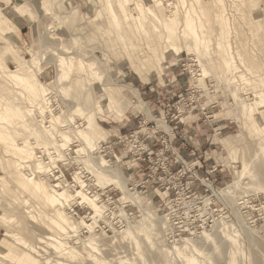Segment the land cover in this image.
<instances>
[{
	"label": "rangeland",
	"instance_id": "1",
	"mask_svg": "<svg viewBox=\"0 0 264 264\" xmlns=\"http://www.w3.org/2000/svg\"><path fill=\"white\" fill-rule=\"evenodd\" d=\"M47 1L42 6V0H0L2 8L7 3L9 9L15 6L26 9L16 15L18 24H13L7 13H2L1 18L12 32H2L0 38H5V44L10 43L23 58L29 59L32 53L38 57L40 68L35 71L36 77L48 90L46 96L51 109L58 115L64 114L63 119L77 105L84 113L93 105H101L95 118L104 132V139L98 140L97 152L89 154L95 160L98 155L104 157L115 174V183L95 188L92 182L95 176L86 165L79 162L71 167L59 164L67 182L73 180L75 172H82L80 176H85L83 179L91 185L88 187L92 193L100 196L101 223L93 225L91 232L97 239L96 256L109 264H181L183 259L170 247L184 249L183 254L194 247L199 251L194 253L198 263L228 264L229 246L222 238L223 228L237 239L240 247L235 256L237 264H264V209L261 208L264 206V131L256 135L262 137V141L248 135L249 125L242 121L245 112H240L241 101L230 92L237 86L238 97L245 103L252 101L251 93L245 94L241 89L245 84L235 80L224 82L223 77H218L220 70L211 50L196 57L192 51L181 49L178 55L175 52L168 55L160 69L147 65L149 55L143 40L133 35L126 45L122 44L114 28L103 24L105 14L97 15L104 0ZM161 1V12L165 16L170 15L174 6L180 9L173 10L178 17L175 20L182 17L184 5L188 8L190 2L185 0L182 5L178 0ZM240 1L239 11H234L229 7L230 0H224L231 26L228 39L237 33L241 54L248 63L254 62L251 51L257 53L264 83V2ZM255 3L257 5L252 8ZM193 4L194 10L199 8ZM202 5L204 15L196 9L192 17L195 19L196 12L200 21L208 23L211 13L206 4ZM207 23L203 32L210 35L212 28H208ZM258 27L260 39H251L253 34L260 32ZM11 33L17 34V38L5 37L12 36ZM74 37L78 38L75 44ZM233 37L230 36L229 44L234 51ZM5 44L1 47L7 50ZM61 44L72 54H81L82 59H90L86 55L91 59L95 57L96 68L101 74L99 79L94 78L84 85V97L76 100H71L68 94V80H56L58 70L54 52ZM78 47L85 51L79 53ZM5 60L9 67H12L11 61H15L9 53ZM133 64L139 66L135 68ZM201 68L206 75L199 76ZM105 79L115 83L122 96L116 107L108 106L106 93L101 89L100 83ZM85 97L88 104L84 106L81 100ZM73 118L74 125L82 128L83 119L76 115ZM256 120L263 124L264 114L256 115ZM93 132L100 133L95 125ZM73 140L66 153L71 159L76 155L75 150L80 149L78 142ZM3 154L0 153V170L6 174L7 169L2 166L6 157ZM80 157H85L84 151ZM243 162L245 173L237 179V188L231 195H222L223 192L217 195L235 179L234 173L242 170ZM119 183L127 190L126 200L121 199ZM29 202L36 204L31 199ZM70 206L67 212L74 214V219L84 216L85 207L76 202ZM29 225L24 207L0 191V239L12 241V235L18 233L33 242L36 235ZM138 225L149 227L144 230L149 240L136 232ZM124 229H129L130 236H123ZM89 234L81 229L76 238L79 240ZM76 248L79 249V245ZM8 262L1 257L0 264H17ZM83 264L92 262L83 261Z\"/></svg>",
	"mask_w": 264,
	"mask_h": 264
},
{
	"label": "bare ground",
	"instance_id": "2",
	"mask_svg": "<svg viewBox=\"0 0 264 264\" xmlns=\"http://www.w3.org/2000/svg\"><path fill=\"white\" fill-rule=\"evenodd\" d=\"M140 1L104 0V5L97 10V15L105 14L103 24L114 28L116 37L122 44L126 45L133 35L143 40L149 55L146 64L158 69L161 68L160 64L168 55L174 52L178 55L181 49L192 51L196 57L211 50V53H214L212 55L216 56L215 63H218L217 66L220 70L218 77H223L224 82L228 81L229 83L230 80H235L245 84L240 88L245 94L251 93L252 101L245 103L238 97L237 86L230 91L231 96H234L237 101H241V103L239 102L240 112H245L242 121L246 126L249 125L248 135L257 138L256 135L264 131V122L259 124L256 120V115L264 114V83L260 77L261 66L257 61L256 52L251 51V59L254 60L252 63H248L241 54L242 47H239V39L236 40L238 38L236 32L232 34L234 36V51L232 50L233 48L229 44L232 35L228 39L231 26L227 20L229 17H227L224 0H190L189 4L187 3L189 7L185 8L184 5V10L182 8L183 14L179 20H175L178 17H175L174 12L179 9L176 10V6L172 7L175 11H173L174 9L169 10L170 15L165 16V13L161 12L163 8L161 0ZM178 1L182 5L186 3H184L185 0ZM193 2L199 7L195 8L198 9L197 11L200 10V14L204 13L205 8L202 4H206L211 13L208 23L206 20L200 21V16L196 12L195 19H199V21L197 22L192 17V12L194 14L196 10L193 8ZM46 3H48L47 0H42V6ZM239 3L242 4L240 0H230L229 7H232L234 11H239L237 9ZM256 5V3L253 4L252 8ZM8 7L7 3L4 8L0 6V33L4 34H7L8 30L12 32V29L1 18L2 13H7L6 16L10 21L13 24H18L16 15L18 12L26 11L24 8H16L17 6L11 9ZM168 7L170 8V6ZM123 22L126 26L122 25ZM206 23L208 28H212L210 35H205L206 31L203 32ZM260 30L259 28L258 31ZM11 35L5 37L8 39L17 38V34L11 33ZM260 36L261 31L253 34L251 39L258 40ZM5 41V38H0V153H4L3 155L6 156L2 166L6 167L7 172L5 174L0 170V191L10 195L15 203L24 207V212L30 222L29 229L36 236L33 242L18 233L12 235L10 238L12 241L8 238L0 239V259L2 257L6 261L17 264H83V261H91L92 264H104V262L107 264L108 262L105 260L103 262L96 256L99 250L96 244L97 239H95V234H91L95 227L93 225L98 226V223H101L100 216L103 207L100 196L92 193L88 187L91 185L85 183L86 179H83L85 176H80L82 172H75L71 183L64 179V171L60 169L61 165L71 167L79 162L86 165V169L95 176L92 181L95 188H103L106 184L114 182L115 174L112 168L106 164L104 157L98 155L96 157L98 160H95V157L91 158V154H89L97 152L98 140L104 139V132L99 128L95 118L101 105H93V108H89L85 113L82 107L77 105L76 108L68 110L69 115H66V120L63 119L64 114L58 115L51 109L50 99L46 96L48 90L36 77L35 71L40 68L38 57L32 53L29 59H25L10 43L5 44ZM72 42L77 43L78 38L74 37ZM2 44L7 46V50L1 47ZM78 49L79 53L85 51L80 47ZM57 50L54 52L58 70L56 80L57 82L68 80L70 91L68 94L71 100H76L83 96L84 85L94 78L99 79L101 75L96 68L95 57L91 59V56L86 55L90 59H82L81 54H72L68 47L62 44ZM229 50H231L230 53ZM8 53L12 54L15 60L11 61L12 67H9L5 62ZM138 66L134 65L135 68ZM204 75H206V71L201 68L199 76ZM62 85L64 84L62 83ZM100 86L106 93L108 106L116 107L122 96L115 83L105 79V81H101ZM84 101L81 100V103L85 106L88 104V98L85 97ZM73 115L83 119L82 128L74 125ZM94 125L100 133L93 132ZM261 138L257 139L262 141L264 138ZM73 139L78 142L77 146H80V149L75 150L76 155L71 159L67 158L66 153L71 149ZM230 149L229 147V152L232 151ZM83 151L86 158L80 157ZM245 168L243 162L242 170L234 173L235 179L227 183L217 195L222 192V195L232 193L237 186V179L244 175ZM74 187L75 189H73ZM118 187L123 194L121 199L126 200L127 190L120 183ZM30 199L36 204L32 205L29 202ZM73 202L86 208L84 216L79 215L74 219V214L67 212L72 208L70 204ZM261 208L264 209V206L262 205ZM71 212H74V209ZM228 227L230 226H224V228ZM147 228L149 227L141 228V225H138L136 232L149 240L148 234L144 232ZM81 229H86L90 234L78 240L76 237ZM121 233L124 237L130 236L129 229H124ZM205 235L208 239L207 234ZM234 236L222 228V238L228 242L229 246L228 264H237L235 256L240 252V247L238 248L237 239ZM76 245H79L80 248L77 249ZM171 248L183 259L181 264H200L194 256V253L199 252L198 249L193 247L188 254H183L184 249L181 251L178 247Z\"/></svg>",
	"mask_w": 264,
	"mask_h": 264
}]
</instances>
